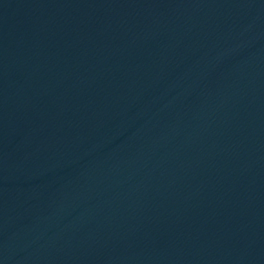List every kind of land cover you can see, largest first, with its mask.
<instances>
[{
  "label": "water",
  "instance_id": "water-1",
  "mask_svg": "<svg viewBox=\"0 0 264 264\" xmlns=\"http://www.w3.org/2000/svg\"><path fill=\"white\" fill-rule=\"evenodd\" d=\"M0 264H264V0H0Z\"/></svg>",
  "mask_w": 264,
  "mask_h": 264
}]
</instances>
